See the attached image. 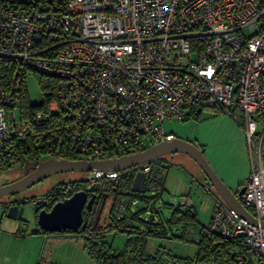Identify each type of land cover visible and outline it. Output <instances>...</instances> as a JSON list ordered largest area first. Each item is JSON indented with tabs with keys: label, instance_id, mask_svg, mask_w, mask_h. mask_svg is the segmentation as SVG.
Masks as SVG:
<instances>
[{
	"label": "built area",
	"instance_id": "1",
	"mask_svg": "<svg viewBox=\"0 0 264 264\" xmlns=\"http://www.w3.org/2000/svg\"><path fill=\"white\" fill-rule=\"evenodd\" d=\"M0 58L57 78L49 109L69 120L81 160L116 158L172 140L164 121L186 118L196 107L230 113L247 138L250 173L240 200L256 222L216 193L209 219L187 237H238L264 260V0H69L64 10L38 0H0ZM18 102V92L0 86V167L29 133L20 108L15 112ZM44 114L38 110L35 118ZM121 171H89L85 179L91 188L104 187ZM124 171L148 176L151 165ZM63 188L72 192V181ZM46 198V192L3 197L0 204ZM139 203L133 200L130 209H145L138 215L143 228L161 224L155 201ZM128 206L120 198L113 216L128 217ZM181 209L195 210L189 195Z\"/></svg>",
	"mask_w": 264,
	"mask_h": 264
},
{
	"label": "trees",
	"instance_id": "2",
	"mask_svg": "<svg viewBox=\"0 0 264 264\" xmlns=\"http://www.w3.org/2000/svg\"><path fill=\"white\" fill-rule=\"evenodd\" d=\"M6 1V0H3ZM45 8L52 10H64L69 0H38ZM20 67L16 62H12L5 58H0V86H6L12 89L15 94L18 92L19 108L21 118L29 123V133L25 139L17 140L14 146L12 160H6L0 167V170L10 166L14 162L28 163L31 160L50 154L57 158L79 159V155L72 147V130L69 120L65 118L59 111H50L49 104L53 101L57 94V78L51 75L32 71L36 74L38 83L44 94V100L41 103H33L28 95L26 87L27 70ZM203 108L196 107L193 113L188 117H199ZM216 113L221 109L210 107ZM38 110H45V114L37 120L35 113ZM187 117V118H188ZM145 149L144 146L134 151ZM132 152V150H127ZM151 171L148 174L143 191H156L153 196H142L141 192H133L131 190L134 172L121 171L115 182H109L106 186L90 184L85 178L71 180L73 190L66 193L63 183H57L48 190L47 198L44 202L37 205L38 212L42 208L50 209L52 205L67 196L72 195L79 190L95 191L96 198L93 203L92 210L84 209V219L88 220L89 225L85 230L79 231L84 233L87 254L89 257L101 264H254L257 259L258 264H264V260L257 257L253 251L243 242L241 238L229 237L222 238L218 235L202 234L199 238L190 239L187 237L190 228H200L203 222L199 220L196 210L183 212L181 204L174 208L171 204L162 201L164 207L173 208L172 216L166 223L161 218V224H153L151 227L143 228L142 223L138 219V215L145 211L144 208L138 212L131 213V203L133 200L142 198L146 203L150 201L162 200L165 191V177L170 164L166 162L164 157H158L150 160ZM88 175V172H86ZM105 194L111 198V203L107 214L102 213L100 219L96 221L97 211L96 205L101 204L100 199ZM129 200L128 217L117 219L113 216V207L120 198ZM139 221V223H135ZM182 224L184 231L180 239L184 242H190L197 246V252L194 256L184 257L174 255L162 247H157L154 252L149 251V238L151 236H168L170 233L174 236V228L172 224ZM40 232L48 231L39 226ZM107 231L124 232L126 240L122 250H117L112 244L105 242L104 237ZM66 233H77L67 230ZM238 254L242 256V262L238 258Z\"/></svg>",
	"mask_w": 264,
	"mask_h": 264
},
{
	"label": "rangeland",
	"instance_id": "3",
	"mask_svg": "<svg viewBox=\"0 0 264 264\" xmlns=\"http://www.w3.org/2000/svg\"><path fill=\"white\" fill-rule=\"evenodd\" d=\"M26 87L30 100L33 103H41L44 94L38 83L36 74L32 71L26 76ZM18 108L15 112L19 115ZM244 132L243 126L228 112H215L210 108H203L199 117H186L183 119L173 118L164 121L166 132H173L176 137L192 141L198 146L211 167L220 176L216 167L227 172L235 163L234 152L241 145V134L237 127ZM245 135V142L247 138ZM169 165L165 177V191L162 200L156 202L161 218L167 223L172 216L173 208L164 207L162 201L171 204L174 208L183 203L184 194L189 195L198 209V216L206 221L212 212L214 195L206 189V179L201 168L186 153L175 152L163 155ZM42 158L48 159L45 154ZM28 164V163H27ZM26 163L14 162L10 166L0 170V186L10 183L22 176ZM227 170V171H225ZM85 171H65L53 174L38 183L22 190L21 192L9 195L30 199L39 196L50 190L57 183L86 177ZM221 177V176H220ZM156 191H142L140 197H151ZM3 197H0V201ZM139 206H144L146 201L138 198ZM104 210L106 214L108 204ZM21 220L7 217L3 228H0V264H101L88 257L84 247V233H61L38 231V208L33 201H26ZM0 211L3 207L0 204ZM174 236L170 230L166 236H151L149 238V251L154 252L157 247H162L174 255L184 257L194 256L197 246L180 239L184 231L182 224H172ZM105 242L112 244L117 250H122L126 240L124 232L107 231L104 237ZM8 254L6 256V254ZM9 258V260L7 259ZM257 259L254 264L257 263ZM213 264V263H209Z\"/></svg>",
	"mask_w": 264,
	"mask_h": 264
},
{
	"label": "water",
	"instance_id": "4",
	"mask_svg": "<svg viewBox=\"0 0 264 264\" xmlns=\"http://www.w3.org/2000/svg\"><path fill=\"white\" fill-rule=\"evenodd\" d=\"M184 152L189 155L201 168L205 179L212 189L232 208L250 222H256L255 216L243 205L240 195L245 191L242 185L238 191L232 190L211 167L205 158L202 150L192 141L175 137L172 140H165L145 150L127 154L116 158H106L101 160H81L67 158H48L39 162H32L33 171L28 174L0 186V197L14 195L39 181L59 172L65 171H118L131 168L134 165L162 157L168 153ZM147 174L137 172L134 176L131 190L142 192L147 180ZM95 191L79 190L72 195L56 201L50 209L42 208L38 212L39 226L48 232L65 233L67 230L74 232L83 231L89 225L84 219V209L92 210L96 198ZM107 194L103 196V201L97 211L96 221L103 213ZM7 217L12 219H22L24 207L14 204L4 208ZM264 223V222H263Z\"/></svg>",
	"mask_w": 264,
	"mask_h": 264
},
{
	"label": "crops",
	"instance_id": "5",
	"mask_svg": "<svg viewBox=\"0 0 264 264\" xmlns=\"http://www.w3.org/2000/svg\"><path fill=\"white\" fill-rule=\"evenodd\" d=\"M232 123L235 127H237V125L234 122H232ZM237 129L239 130V132L241 134L240 140H241L242 144L238 145V148L235 149V151H233L234 156H235V163L231 166V169L229 171L225 170L227 172H224L219 167H216V169L219 172L222 180L234 191H238L241 188V186L244 184L245 180L248 178L249 173H250V158H249L248 146H246V142H245V135H244V132L241 130V128L237 127ZM206 184L207 185L209 184L207 180H206ZM213 190H211V191L215 197L216 192H214ZM195 210L198 213V209H197L196 205H195ZM5 212L6 211L4 208H3L2 212L0 211V228H3L6 221H8L4 215ZM209 214H211V213H208V216H209ZM18 220H21V219H18ZM199 220L203 223L207 221V220L202 221L200 218H199ZM7 255L8 254H6V256ZM88 257H89V255H88ZM7 259L9 260V258H7Z\"/></svg>",
	"mask_w": 264,
	"mask_h": 264
},
{
	"label": "flooded vegetation",
	"instance_id": "6",
	"mask_svg": "<svg viewBox=\"0 0 264 264\" xmlns=\"http://www.w3.org/2000/svg\"><path fill=\"white\" fill-rule=\"evenodd\" d=\"M50 156V158H57V157H55V156H52V155H49ZM189 156V155H188ZM190 157V156H189ZM191 158V157H190ZM192 159V158H191ZM41 160H45L44 158H42V157H40V158H38V159H34V160H31L30 162H28V164L26 163V165H24V168H23V173H22V176H24V175H26V174H28L29 172H31V171H33L34 170V168H32L31 167V163L32 162H39V161H41ZM193 160V159H192ZM194 161V160H193ZM195 162V161H194ZM22 176H20V177H22ZM19 177V178H20ZM18 179V178H17ZM16 180V179H15ZM6 197H14V196H6ZM16 197V196H15ZM100 199H102L101 200V203H102V201H103V197L102 198H100V195H99V197L96 199V201L98 202ZM111 198H109V197H107V199H106V203H105V206H104V209H103V212H104V210H105V207H106V205H107V202L108 201H110L111 202V200H110ZM110 204V203H109ZM109 204H108V208H109ZM21 205V204H20ZM101 206V204L98 206V205H96V207H95V211H98L99 210V207Z\"/></svg>",
	"mask_w": 264,
	"mask_h": 264
}]
</instances>
